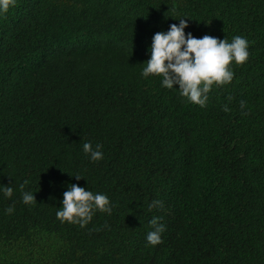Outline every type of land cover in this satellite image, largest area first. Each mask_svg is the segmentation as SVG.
Masks as SVG:
<instances>
[{"label": "trees", "instance_id": "1", "mask_svg": "<svg viewBox=\"0 0 264 264\" xmlns=\"http://www.w3.org/2000/svg\"><path fill=\"white\" fill-rule=\"evenodd\" d=\"M180 18L186 35L249 43L204 107L142 75L153 35ZM25 180L35 204L23 203ZM71 184L105 194L111 213L61 222ZM154 200L163 207L149 210ZM153 217L166 226L156 246ZM0 264H264V0H16L0 11Z\"/></svg>", "mask_w": 264, "mask_h": 264}, {"label": "clouds", "instance_id": "2", "mask_svg": "<svg viewBox=\"0 0 264 264\" xmlns=\"http://www.w3.org/2000/svg\"><path fill=\"white\" fill-rule=\"evenodd\" d=\"M16 0H0V11L7 12L10 6H15ZM179 24H171L169 30L158 31L152 37L150 48V59L143 68L142 75L147 78L149 74L162 77V86L172 89L179 85L180 95L190 102L204 107L208 101V93L212 86H222L230 83L234 78V71L229 69V65L235 61L242 65L249 59V43L242 36H235L232 42L227 39L220 40L217 37L205 35L197 38L191 32L185 33L189 27L187 19L180 18ZM232 98L229 97V100ZM241 109L245 107V102H241ZM225 112L230 109L225 105ZM102 145L86 142L83 150L90 155L92 161H100L104 158ZM80 180L79 175L74 176ZM27 180L21 184L20 190L22 200L25 204H35L34 193L24 191ZM14 189L10 186H3V193L11 198ZM61 210L56 216L61 222L67 221L78 223L81 227L87 225L93 218L97 210L111 213L112 203L110 199L102 193H93L77 184H71L68 190L63 193ZM159 206L163 207V202L154 200L149 205V210ZM6 212L11 214L14 207H9ZM161 217H153L149 222L152 228L147 233V241L150 245L156 246L163 243L162 233L166 226L159 221Z\"/></svg>", "mask_w": 264, "mask_h": 264}, {"label": "bare ground", "instance_id": "3", "mask_svg": "<svg viewBox=\"0 0 264 264\" xmlns=\"http://www.w3.org/2000/svg\"><path fill=\"white\" fill-rule=\"evenodd\" d=\"M190 138H191V137H190ZM190 138H189V139H190ZM190 142H191V141H190ZM190 142H189V143H190ZM191 144H192V143H191Z\"/></svg>", "mask_w": 264, "mask_h": 264}]
</instances>
